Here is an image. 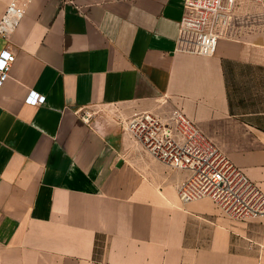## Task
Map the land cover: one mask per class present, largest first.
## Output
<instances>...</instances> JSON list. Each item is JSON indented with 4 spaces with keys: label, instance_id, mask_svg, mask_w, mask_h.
<instances>
[{
    "label": "crops",
    "instance_id": "0c3cea01",
    "mask_svg": "<svg viewBox=\"0 0 264 264\" xmlns=\"http://www.w3.org/2000/svg\"><path fill=\"white\" fill-rule=\"evenodd\" d=\"M253 4L202 56L176 50L182 0H30L0 38L15 56L0 88V264H264V216L182 201L189 172L125 128L143 112L173 126L183 112L264 193V7ZM30 90L44 102L26 103Z\"/></svg>",
    "mask_w": 264,
    "mask_h": 264
},
{
    "label": "built area",
    "instance_id": "2783aa9c",
    "mask_svg": "<svg viewBox=\"0 0 264 264\" xmlns=\"http://www.w3.org/2000/svg\"><path fill=\"white\" fill-rule=\"evenodd\" d=\"M264 7V0H254ZM30 0H10L0 16V38L7 39L20 24ZM176 50L209 56L216 51L219 38L233 18L235 0H182ZM14 54L0 51V88L9 77ZM45 96L30 90L29 104H40ZM84 119L89 118L85 112ZM174 125L143 112L125 121V128L154 158L189 172L178 186L184 201L209 197L226 214L236 219L264 216V193L211 142L183 112H175Z\"/></svg>",
    "mask_w": 264,
    "mask_h": 264
},
{
    "label": "rangeland",
    "instance_id": "374dc122",
    "mask_svg": "<svg viewBox=\"0 0 264 264\" xmlns=\"http://www.w3.org/2000/svg\"><path fill=\"white\" fill-rule=\"evenodd\" d=\"M253 3H255L254 0H241L239 2H237L235 0V4H234V7H233V11H232L233 18H232L228 28L232 27L233 21H234V17L238 13H249V12H252L253 9L251 8V6L253 7V5H254ZM233 76H234V74H233ZM233 82L235 84H232V87H231L232 93L236 92V95H237V97H239V99H240V97H244L245 89L243 87L245 86V84L243 82H241V81L237 82V81L233 80ZM247 86L249 87V85H247ZM248 91H249V89L246 91V93H248ZM90 114H92V112H90Z\"/></svg>",
    "mask_w": 264,
    "mask_h": 264
}]
</instances>
